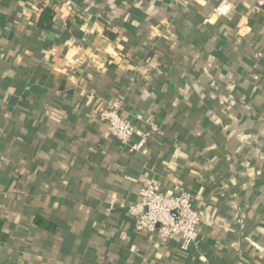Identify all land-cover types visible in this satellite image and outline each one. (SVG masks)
I'll return each mask as SVG.
<instances>
[{
    "label": "crops",
    "instance_id": "0c3cea01",
    "mask_svg": "<svg viewBox=\"0 0 264 264\" xmlns=\"http://www.w3.org/2000/svg\"><path fill=\"white\" fill-rule=\"evenodd\" d=\"M149 183L197 245L136 229ZM0 264H264V0H0Z\"/></svg>",
    "mask_w": 264,
    "mask_h": 264
},
{
    "label": "built area",
    "instance_id": "2783aa9c",
    "mask_svg": "<svg viewBox=\"0 0 264 264\" xmlns=\"http://www.w3.org/2000/svg\"><path fill=\"white\" fill-rule=\"evenodd\" d=\"M99 119L107 124L111 137L131 152L144 149L160 130L159 124L151 121L139 131L137 125L123 115V105L118 100L106 103ZM128 211L136 221V229L147 231L150 241L157 238L168 243L178 239L182 248L199 243L203 216L195 206L194 194L181 185L175 187V194L166 195L149 183L142 189L140 201L130 205Z\"/></svg>",
    "mask_w": 264,
    "mask_h": 264
}]
</instances>
